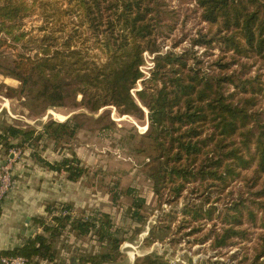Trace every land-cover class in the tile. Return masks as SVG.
I'll return each mask as SVG.
<instances>
[{"label": "trees", "instance_id": "16d2710c", "mask_svg": "<svg viewBox=\"0 0 264 264\" xmlns=\"http://www.w3.org/2000/svg\"><path fill=\"white\" fill-rule=\"evenodd\" d=\"M170 1L0 0V52L17 48L9 37L25 39L19 31L24 18L39 10L45 22V33L33 40L36 53H17L12 66L2 67L4 74L46 108L63 105L71 93L93 111L114 105L141 119L145 106L148 145L138 152L150 150L145 173L159 204L173 206L151 225L146 242L177 245L181 238L175 235L182 233L189 244L208 243L216 257L241 247L240 264H264V0H181L195 2L208 27L180 52L165 48L179 15ZM145 52L153 55L149 78ZM139 81L142 88L134 90ZM78 127L70 120L50 121L42 129L0 122V154L15 147L30 150L37 164L77 182L89 169L76 153L54 161L43 153L50 141L57 146L73 138ZM109 193L114 206L131 196V220L147 224V199L136 188L115 184ZM46 211L48 216L34 219L42 232L7 256L22 255L27 264H68L56 246L67 230L99 243L96 252L74 257L76 264L114 263L123 253L124 228L110 212L90 209L78 215L63 202L49 203ZM238 255L236 250L231 257ZM184 262L155 250L136 260L227 264L189 256Z\"/></svg>", "mask_w": 264, "mask_h": 264}, {"label": "rangeland", "instance_id": "374dc122", "mask_svg": "<svg viewBox=\"0 0 264 264\" xmlns=\"http://www.w3.org/2000/svg\"><path fill=\"white\" fill-rule=\"evenodd\" d=\"M170 5L171 8L178 11L179 15L174 19L175 29L171 32L170 37L165 39V48L180 52L189 47L190 39L208 26L201 21L200 11L195 2L171 0ZM44 25L45 22L39 10L24 18L19 31L27 34L25 39L15 42L12 41V37H9V41L17 48H5L0 52V71H2L0 74V107H2L0 122L37 129H42L50 121L70 120L72 123L79 124L73 138H67L57 146L53 141H50L49 148L43 155L54 161L76 153L83 165L88 167L89 172L81 179L80 187L69 186L67 192L88 200V203H82L83 205L79 208L74 207V213L81 215L84 210L102 209L110 212L115 218V222L123 226L126 237L121 246L123 253L116 262L106 264H136L138 257L153 250L165 253L173 262L185 261L184 263H186L187 256H189L194 257L195 260L205 258L212 262L220 260L227 264H240L238 261L244 252L241 247L234 248L225 256L216 257L214 256L215 251L208 247V243L189 244L185 241L188 236L182 238V233L175 235V237L181 238L177 245H171L168 240L165 242L155 241L150 245L146 242L145 239L149 235L151 225L155 224L158 217L169 213L173 206L159 204L152 190V182L145 173L147 170L145 163L148 161L150 150L144 153L138 152L139 149L148 145V140L143 137L149 128L148 109L145 106H142L145 117L141 119L120 112L114 105H107L98 111H93L83 104L81 95L71 93L63 105L46 108L43 104H37L31 96L22 93V84L19 80L4 74L3 68L12 66L17 53L23 52L30 55L36 53L38 46L33 40L42 37L45 33L41 30ZM95 52L101 57L98 59L104 61L103 53L99 50ZM144 56L143 70L145 78H149L151 68L154 66L153 55L145 52ZM141 88L142 83L139 81L134 90ZM13 150L20 151L21 148L15 147ZM22 152L23 150H21ZM20 156L21 154L17 155L18 158ZM61 175L66 178L65 174ZM115 184H119L124 189L130 186L134 187L139 194L146 197L148 205L145 206L144 213L148 216V222L145 226L131 220L127 211L132 204L131 196H123L114 206L109 189ZM177 207L180 209L182 203ZM84 213L82 214L84 215ZM88 214L89 212H86L84 216ZM165 218L168 219V217ZM177 224L178 221L173 223L174 229ZM137 228H142V232L138 235L134 233ZM189 238L194 241L193 236H189ZM75 241L63 235L56 246L67 242L66 245H70V248L74 250L69 258L81 257L99 250V243L91 235L80 239L75 238ZM251 245H253L251 242H246L247 247ZM236 250H239L238 258H232L231 255ZM66 262L72 264L70 259Z\"/></svg>", "mask_w": 264, "mask_h": 264}, {"label": "crops", "instance_id": "0c3cea01", "mask_svg": "<svg viewBox=\"0 0 264 264\" xmlns=\"http://www.w3.org/2000/svg\"><path fill=\"white\" fill-rule=\"evenodd\" d=\"M1 111L2 107L0 113ZM30 152L25 150L19 158L14 157L12 165L15 183L8 195L0 200V264L1 257L7 256V252L22 246L28 237L42 232V228L34 219L38 216H48L46 206L49 203H70L77 208L84 202L88 203V200L67 192L69 186L77 188L81 180L69 181L63 175L37 164L31 158ZM11 158L12 154H0V164L8 162ZM64 235L76 242L73 232L67 230ZM67 242L57 246L59 259L63 261L74 258H69L74 250L70 245H66ZM73 261V264H76L74 259Z\"/></svg>", "mask_w": 264, "mask_h": 264}, {"label": "built area", "instance_id": "2783aa9c", "mask_svg": "<svg viewBox=\"0 0 264 264\" xmlns=\"http://www.w3.org/2000/svg\"><path fill=\"white\" fill-rule=\"evenodd\" d=\"M12 158L3 164H0V200H2L12 190L15 180L13 176V165L12 162L14 157L21 154V150H11ZM2 264H27L26 257L22 255L15 256H3L1 257Z\"/></svg>", "mask_w": 264, "mask_h": 264}]
</instances>
